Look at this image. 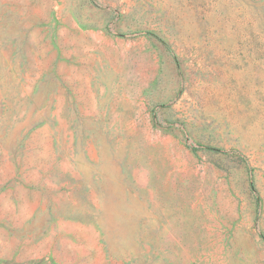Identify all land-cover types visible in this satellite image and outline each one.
<instances>
[{
	"label": "rangeland",
	"instance_id": "rangeland-1",
	"mask_svg": "<svg viewBox=\"0 0 264 264\" xmlns=\"http://www.w3.org/2000/svg\"><path fill=\"white\" fill-rule=\"evenodd\" d=\"M0 264H264V0H0Z\"/></svg>",
	"mask_w": 264,
	"mask_h": 264
}]
</instances>
